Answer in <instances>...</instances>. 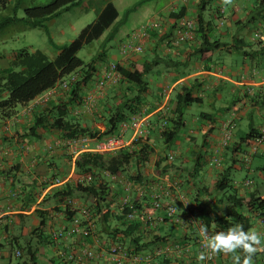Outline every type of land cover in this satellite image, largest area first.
Wrapping results in <instances>:
<instances>
[{"label": "crops", "instance_id": "1", "mask_svg": "<svg viewBox=\"0 0 264 264\" xmlns=\"http://www.w3.org/2000/svg\"><path fill=\"white\" fill-rule=\"evenodd\" d=\"M145 1L83 0L77 6L94 11L97 19L106 5L112 3L118 10V17L99 39L90 43L101 41L97 53L89 55L88 60L98 58V71L88 84L77 91L79 96L75 95L69 105L71 118L82 127L103 130L106 114L114 110L125 96L136 94L138 90L130 82L99 87L97 80L104 65L117 62L133 70L134 64L153 63L145 76L147 89L142 95L144 106L141 116L146 124L144 130L157 148L141 170L146 179H152L155 187H159L164 195V204L179 199V193L190 198L203 186L213 184L220 171L235 167L244 153H250L252 147H245L234 140L235 134L230 144L222 147L220 134L225 122L234 120L237 125V119L245 118L253 122L255 116L259 117V122L254 128L263 137L256 144L250 165H244L247 170L245 177L239 181L246 178L253 180L250 187H243L241 194L255 191L257 195H264V165L256 170L251 168L252 160L260 154L264 155V0H228L227 3L225 0H170L164 4H160L159 0H147L148 4H144ZM142 2L144 5L140 6ZM184 17L193 18L197 28L200 18L208 24L210 40L219 42L210 59L201 58L200 37L196 30L189 39L179 44L175 42L180 20ZM147 23L150 26L143 50L123 54L121 45ZM184 87L200 101L184 109L183 128L187 131L181 133L173 149L167 150V146L162 144L161 123L175 110L177 94ZM65 91H57L47 103L27 112V107L41 94L35 100L17 106L12 117L0 119V210L7 214L8 220L0 225V264H33L26 262L22 250L27 243L38 247L36 257L39 264H114L111 256L100 247L102 239L85 240L75 234L62 211L64 205L59 204L60 211L50 206L46 211L41 208L46 213L44 232L49 236L50 243L38 244V239L32 234L40 222L39 202L66 185L75 186L83 176L75 166L72 140L63 138L59 130L39 128L36 135H28L43 111L51 110L47 113L51 120L56 111L52 108L69 100L71 95ZM194 104H198L199 109L192 113ZM130 130V138L124 137L126 146H132L134 142L136 132ZM99 142L79 143L80 151H98ZM22 144L28 148L22 149ZM172 151H176L175 158L169 161L167 155ZM216 153L222 156L221 168L210 165L211 157ZM160 159L163 160L162 165L169 164L170 168L159 176L155 173V166ZM55 178H60L61 183H54ZM175 180L183 184L182 188H172ZM23 189L24 192L32 189L36 196V202L28 208L17 201ZM213 196L220 197L218 193ZM73 197L82 204L77 193ZM201 198L204 199V196ZM214 206L217 207L218 202ZM219 206L225 208V204ZM252 214L250 231L259 233L264 240V208L259 207ZM195 223L190 217L187 221L179 220L177 224L162 221L158 226L159 232L168 237L172 247L175 236H189L191 242L181 241L180 250H172L182 256L181 251L187 254L190 250L196 251L195 242L201 234ZM85 247L92 248L97 256L91 260L81 257ZM17 250L21 251L20 256H17ZM193 255L191 253L190 257ZM240 255L238 251L220 253L213 264H237L236 256ZM124 264L140 262L125 259ZM252 264H264V248L253 256Z\"/></svg>", "mask_w": 264, "mask_h": 264}, {"label": "trees", "instance_id": "2", "mask_svg": "<svg viewBox=\"0 0 264 264\" xmlns=\"http://www.w3.org/2000/svg\"><path fill=\"white\" fill-rule=\"evenodd\" d=\"M82 1L0 0V13L7 10L11 12L0 15V33L8 31L1 33L2 35L8 34L12 28L21 31L45 28L47 21L71 7L80 5ZM20 9L24 10L22 16L18 15ZM117 17L118 10L112 3H108L99 17L85 26L69 44L57 45L51 42L52 47L56 50V55L53 58L41 49L30 50L27 47L0 53V60L6 59L10 54L8 63L4 66L0 65V119L12 117L17 106L35 100L37 96L55 87L62 78H67L71 73L77 72L78 80L71 84L69 90L65 91H69L71 95L69 100L52 108L56 111L51 120L47 115L51 110L43 111L36 118L28 135L34 136L37 129L47 130V127L59 130L63 138L72 141L86 136L90 142H99L119 134L123 122H129L133 116L142 111L144 106L142 95L147 89L145 76L152 69L153 63L134 64L133 70L118 66L122 74V80L118 84L130 82L135 84L138 90L136 94L125 96L120 103L116 104L114 110L106 114L103 130L82 127L76 122V119L71 118L69 108L75 95L79 96L77 93L79 88L88 84L98 71L96 65L98 58L87 61L79 56L80 50L85 45L99 39ZM198 23L199 27L196 29V33L200 37L199 53L202 60H207L219 47V42L210 40L209 31L211 30H209L208 24L203 23L201 18ZM176 101V108L166 117L167 123L164 128L160 127L162 144L166 146L178 139L181 128L185 126L184 109L192 103L199 102L200 98L193 96L191 91L184 87L177 94ZM260 137L261 133L252 127L240 142L245 147H253L258 143ZM156 148L157 145L150 141L147 134L145 136L141 134L132 146H124L116 152L83 151L76 155L75 166L84 179L73 187L66 185L39 202L40 208L37 211L40 222L32 232L38 239V244L50 243L49 236L44 232V228L47 226L46 218H44L46 208L50 206L51 209L60 211L59 204L64 205L66 198L73 197L75 193L82 200L80 208L65 205L62 209L65 217L70 221V225L73 223L74 216H79V228L78 231H74L75 234L83 236L85 240L102 239L100 247L108 255H111L110 247L114 244L124 247L130 254L129 257L132 254L144 256L152 253L151 261L148 264L199 263L197 257L200 254L197 250L194 252L190 250L188 254L181 251L184 256H179L176 252L182 246L181 241L191 242L189 236L186 235L175 236L173 245L179 247L175 249L176 251L155 253L158 247L169 245L168 237L159 232V223L157 222L160 218L163 222L170 221L177 224L180 219H188L197 212V216H200L206 227L214 234L219 231H227L230 227L237 225L243 226L245 231H250L253 225L251 215L257 208H264V195H257L255 191L241 194L243 188L235 186V179L230 177L232 166L220 171L213 184L203 186L199 192L190 196L191 206H195V208L185 205L180 199L173 200L170 203L177 207V212L173 217H168L166 207L159 209L152 207L154 196L157 193L161 194V190L159 187H155V182L152 179H146L141 167L156 153ZM162 162L163 160L160 159L155 166V173L159 176L170 168L169 164L162 165ZM111 176H115L117 179ZM123 179L143 185L144 192L138 193L137 188L134 187L128 194L121 181ZM189 181L190 179L187 180V183ZM182 185L181 183L180 188ZM24 191L25 189L18 194L17 201L21 202L23 207L28 208L36 202V196L32 189ZM214 193L220 195L217 201L203 203L204 199L201 196H209L214 199ZM127 196H129V201L124 203ZM163 196L162 194L159 196L160 200ZM215 202H218L217 207L214 206ZM222 204H225V208L219 206ZM84 209H87L90 217H86ZM131 213H134V217L130 218ZM196 228L198 229L197 224ZM84 231L87 233L85 234ZM22 250L26 262L39 264L36 257L37 246L27 243L22 247ZM237 251L240 252V250ZM191 253L194 255L190 257ZM240 254L242 261L244 254L242 252Z\"/></svg>", "mask_w": 264, "mask_h": 264}, {"label": "built area", "instance_id": "3", "mask_svg": "<svg viewBox=\"0 0 264 264\" xmlns=\"http://www.w3.org/2000/svg\"><path fill=\"white\" fill-rule=\"evenodd\" d=\"M150 26L149 23L147 24H143L138 30H136L134 33H132V35L129 37V39L127 41H125L122 45H121V51L123 54H129L130 52H141L143 50L144 47V43L145 40L148 36V32L147 29ZM197 28V22L193 19V18H188V17H184L181 18L180 20V25L177 31V35L175 38V42L176 43H181L182 41L189 39L192 34L195 32ZM119 63L117 62H110L107 63L106 65H104L103 70L101 71L100 76H98V86L99 87H104L106 85L112 84V85H117L121 80H122V74L119 71ZM79 74L77 72H73L71 73L67 78H62L55 87L45 91L41 97L37 98L35 101H33L31 103V105H29L27 107V112H30L31 110H33L37 105H41V104H45L47 103L51 96H53L57 91L62 90H69L70 86L72 83L76 82L78 80ZM167 123L166 118L163 120V122L161 123V127L164 128L165 124ZM145 121L142 119L141 113L133 116L131 118V120L129 122H123V124L121 125V129L119 134L116 135H112L106 139H103L99 142V148L98 151H103V152H116L118 150H120L121 148H123L124 146H126V142L124 140V136L126 134V132L129 129H133L135 130L136 134L134 135L133 141H136L141 134H143V136H145L147 134V132L144 130V126H145ZM235 126V121L234 120H229L227 122H225L223 124V126L221 127V134H220V138H221V146L225 147L227 145L230 144V142L232 141L233 138V129ZM263 136L260 137V139H258V142L261 141ZM89 141L88 138L86 136H82L79 139L72 141L73 147H72V154L73 155H78L81 151H80V147H79V143H85ZM22 149H27L28 146L26 144H22L21 145ZM256 148L257 145H254L252 147V150L250 153H244L243 157H242V161H244V165L245 166H249L251 159H252V154L254 152H256ZM216 152H218V150H216ZM175 153L176 151H172L171 153L168 154V160L169 161H173V159L175 158ZM223 159L222 156H220L218 153L214 154L211 157L210 160V165L212 167L215 168H221L223 163H222ZM108 175L110 173H107ZM112 178L117 179L115 176H111ZM84 179V176H82V179L80 181H82ZM123 182V185L125 186V190L128 194H130L132 192V189L134 187L137 188V192L138 193H142L144 192L145 187L143 185L140 184H134L130 181H127L126 179L121 180ZM253 180H251L250 178H246L242 181H238L235 180L234 184L235 186H237L238 188H243V187H250L252 185ZM54 183L56 184H60L61 180L60 178H55L54 179ZM180 184L181 182L179 180H175L173 181L172 184V188L174 189H179L180 188ZM160 193H157L154 196V201H153V205L152 207L155 208H161V207H166V213L168 217H173L176 212H177V207L173 204V203H167L164 204V202H162V200H160ZM179 199L187 206H191L190 200L188 198V196L179 193ZM129 201V196H127V198H125L124 203H127ZM208 202V203H212L214 202L212 197L206 196L204 197L203 203ZM65 205H69V206H73L74 208H80V204L79 201L74 198V197H68L66 198L65 202H64V206ZM192 208H195V206H191ZM84 214L86 215V217H90L89 212L87 211V209H84ZM197 212H195V214H192L191 218H194L195 220V224H197L198 226V230L200 232V228L201 227H206L204 221L200 218V216H197ZM129 217H134V213H131L129 215ZM189 219V218H188ZM187 221V219H180V221ZM8 221L7 220V214H5V212L3 210H0V225L3 224L4 222ZM162 218H160L158 220L157 223L162 222ZM79 223H80V219L79 216L76 215L74 216L73 219V223L71 224V228L73 231H78L79 228ZM207 228V227H206ZM208 230V236H212L214 235V233H212V231L207 228ZM84 233L86 234L87 232L84 231ZM201 234V233H200ZM205 244V238L203 235H200L199 238H197L196 242H195V247L197 252H199V254L201 252H208L209 250H207L204 246ZM179 248L175 245L170 246H165V247H158L156 253H161V252H172L173 249ZM111 250V258L114 264H124L125 259H129V260H133L135 262H144V263H149L151 261L152 255L147 254V255H131L129 257L130 254H128V252H126V249L124 247H122L120 244H114L110 247ZM17 256L21 255V251L17 250L16 251ZM80 256L83 257L84 259L87 260H91L94 259L97 255L96 252L90 248V247H85L83 248L82 252L80 253ZM218 254H209L208 257L204 260V261H199L198 264H213L214 261L217 259ZM72 258H74V256H72Z\"/></svg>", "mask_w": 264, "mask_h": 264}, {"label": "rangeland", "instance_id": "4", "mask_svg": "<svg viewBox=\"0 0 264 264\" xmlns=\"http://www.w3.org/2000/svg\"><path fill=\"white\" fill-rule=\"evenodd\" d=\"M149 1V0H148ZM147 0L142 2V5L148 2ZM166 1L170 0H159L160 4H164ZM144 3V4H143ZM148 4V3H147ZM139 7V5H138ZM11 13L9 10L1 12L0 15H6ZM24 14V10L20 9L18 12L19 16ZM96 20V14L94 11L89 9H83L82 7H71L63 11L58 16L54 17L53 19L46 22L45 28H32L26 31H21L19 29L12 28V31L8 34H1L7 33L8 31L0 33V53L2 54L4 51L11 52L12 49H20L27 47L30 50L41 49L51 58L56 55V50L52 47L51 42L57 45H67L73 39L77 37L80 33L82 28L92 23ZM100 42H95L92 44L85 45L79 52V56L84 58L85 60H89V55L97 53L98 49L100 48ZM107 42H110L109 40ZM104 47V45H102ZM111 51V50H110ZM6 52V53H7ZM9 56L6 59L0 60V65H6L9 61ZM195 106L192 109V113H195L199 109L198 104H194ZM189 117V115H188ZM187 121H189V118ZM237 125L235 124L233 129L234 140L240 142L242 137H245L251 130L252 127H257L259 122V117L255 116L253 122L247 118L245 119H237ZM253 123V126L251 125ZM187 131L186 128H181L179 132V136L182 135L181 133H185ZM132 135V131L128 130L125 134V139H129ZM178 136V137H179ZM181 137V136H180ZM176 142H173L169 146H167V150L173 149ZM165 146V145H163ZM231 164V163H230ZM260 165H264V155L260 154L256 156L251 163V168L256 170V168ZM230 177L235 180H240L245 177L247 170L244 166V161L239 159L236 162V166H232L231 168ZM216 200L219 197H214Z\"/></svg>", "mask_w": 264, "mask_h": 264}, {"label": "clouds", "instance_id": "5", "mask_svg": "<svg viewBox=\"0 0 264 264\" xmlns=\"http://www.w3.org/2000/svg\"><path fill=\"white\" fill-rule=\"evenodd\" d=\"M227 2L228 0H225V3ZM200 233L204 236V246L209 251L201 252L197 257L199 261H204L209 254L235 253L240 250L244 254L242 264H252L253 256L264 248L261 235L255 231H245L241 225L230 227L227 231H219L210 237L206 227H201ZM236 261L240 264L241 257L236 256Z\"/></svg>", "mask_w": 264, "mask_h": 264}]
</instances>
